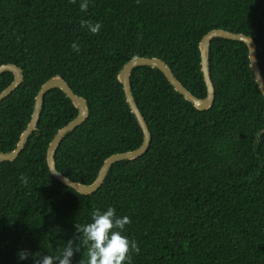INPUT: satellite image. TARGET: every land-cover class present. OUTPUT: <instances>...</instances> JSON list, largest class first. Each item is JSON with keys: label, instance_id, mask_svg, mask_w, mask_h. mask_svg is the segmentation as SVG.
Returning a JSON list of instances; mask_svg holds the SVG:
<instances>
[{"label": "trees", "instance_id": "obj_1", "mask_svg": "<svg viewBox=\"0 0 264 264\" xmlns=\"http://www.w3.org/2000/svg\"><path fill=\"white\" fill-rule=\"evenodd\" d=\"M81 2L0 0V65L17 64L25 74L0 103V151L17 146L38 92L61 75L90 107L58 147L56 167L74 181L94 182L107 157L143 142L119 79L124 65L137 56L162 58L203 98L200 43L212 30L253 36L264 76V0H87L86 12ZM82 20L99 22L100 32ZM249 55L245 42L213 40L215 101L203 110L159 68H135L133 96L151 143L140 157L116 162L90 194L49 169L51 140L79 110L61 88L51 90L23 151L0 161V264H33L21 251L59 255L77 222L90 223L94 210L108 207L131 219L123 235L140 249L130 253L131 264H264V95ZM14 79L13 72L0 75V93Z\"/></svg>", "mask_w": 264, "mask_h": 264}, {"label": "water", "instance_id": "obj_2", "mask_svg": "<svg viewBox=\"0 0 264 264\" xmlns=\"http://www.w3.org/2000/svg\"><path fill=\"white\" fill-rule=\"evenodd\" d=\"M216 38L242 41L249 46L250 66L264 95V76L262 74L257 56L259 51L255 38L242 32H234L224 29L212 30L203 37L200 43L202 53V73L207 87V95L203 98L197 97L181 81H179L172 67L162 58L137 56L124 65L119 73V79L124 84L126 100L131 108V111L136 116V119L143 131V142L138 148L134 150L114 153L107 157L102 164L98 176L94 182L90 184H84L79 181H74L63 175L56 167L55 155L58 147L70 131L74 130L87 119L90 107L88 99L76 93L69 82L61 75L53 76L43 84L36 96V102L31 121L21 133L17 146L13 150L8 152L0 151V161H14L20 155L29 137L37 129L47 94L55 88H61L68 95V97L72 99L73 103L79 110L78 115L65 126L60 128L51 140L47 151V162L49 169L56 179H58L63 184L75 189L79 193L90 194L97 191L103 185L109 170L116 162L122 160H132L140 157L148 150L151 143V131L149 129L148 123L146 122L145 117L140 111L133 96L131 78L134 69L139 66H152L154 68H159L168 77L170 80L169 82L173 85L175 90L181 93L186 100L190 101L197 109H209L214 104L216 93L210 72L211 46L213 40ZM5 72H13L15 79L11 85H9L0 93V103L13 94L22 85L25 79L24 70L17 64L7 63L0 65V75Z\"/></svg>", "mask_w": 264, "mask_h": 264}, {"label": "clouds", "instance_id": "obj_3", "mask_svg": "<svg viewBox=\"0 0 264 264\" xmlns=\"http://www.w3.org/2000/svg\"><path fill=\"white\" fill-rule=\"evenodd\" d=\"M71 3H76V0H71ZM88 7L87 0H82L80 10L86 12ZM81 26L86 27L92 34H98L102 27L99 22L92 23L87 20H82ZM71 47L73 51H79L77 43H73ZM20 179L27 184L26 176L21 175ZM130 223L128 216H117L114 207H108L105 211L96 209L91 213L90 223H76L77 235L67 241L59 255H44L39 252L33 255L21 251L19 258L25 260L32 255L33 264H72L74 254L81 252L83 248L84 258L79 264H131L130 253L135 251L138 254L140 249L134 240L123 235L125 226Z\"/></svg>", "mask_w": 264, "mask_h": 264}]
</instances>
